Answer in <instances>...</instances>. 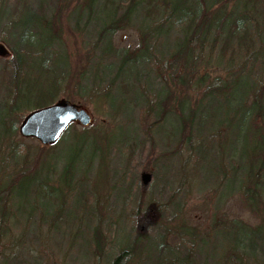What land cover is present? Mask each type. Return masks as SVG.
I'll use <instances>...</instances> for the list:
<instances>
[{"label":"trees","instance_id":"16d2710c","mask_svg":"<svg viewBox=\"0 0 264 264\" xmlns=\"http://www.w3.org/2000/svg\"><path fill=\"white\" fill-rule=\"evenodd\" d=\"M7 1L0 0V18L7 10L4 8ZM84 1L90 10L96 0ZM110 1H115L112 16L101 23L94 42L96 46L104 40L108 52L112 49L110 36L129 21L136 8L145 5L150 15L159 16L154 18V25L140 27L137 47L122 50L117 71L103 87L102 94L111 93L112 84L125 63L136 66L141 55L149 56L151 71L161 79L163 89L152 93L142 85L143 117L147 121L153 117L145 129L159 126L173 112L177 120L176 153L186 150L185 159H189L193 152L204 155L207 152L204 146L213 147L221 181L224 179L226 184L232 178L242 205L257 222L253 225L242 219L214 215L209 231H214L212 235L219 233L220 242L212 264H250L256 248L264 245V0ZM235 1H238L236 9L233 8ZM10 6L3 24L0 21V43L11 53L0 66V256L13 205L26 208V214L36 211L43 218L48 216L49 226L59 224L58 217L66 208L68 195L75 189L76 168L84 158L92 163L95 160L99 166L95 172L100 170L102 175L104 156L114 138L103 123L81 127L71 123L51 145L38 142L33 148L21 143L25 137L18 135L17 129L25 113L49 105L65 89L77 90L84 71L73 72L63 54L50 61L45 59L52 46L61 42V30L54 29L52 14L45 18L41 12L33 11L26 0H15ZM82 8L86 10L84 5L75 4L71 12L76 16ZM118 8L122 9L119 16L114 15ZM174 23L179 25V36L174 37L172 48L163 57L154 49ZM31 27L36 31L34 52L24 47L20 36L14 40L11 37ZM214 51L217 56L213 62L221 61L225 68L224 74L210 76L205 67L212 64L209 58ZM118 85L124 91L131 86L125 80ZM193 88L200 89V98L190 104L186 92ZM66 93L62 97L69 100ZM199 121H209L212 127L198 133L195 125ZM59 144H62L59 148L62 164L57 177L52 179L48 176L53 168L48 159ZM230 154L238 156V167H234L231 176L223 163ZM45 156L48 159L42 161ZM185 164L183 160L180 182L187 171ZM146 173L147 181L138 188L137 206L124 218L128 225L126 237L120 240L109 259H105L108 237L99 215L103 200L93 191L89 232L91 264H132L144 259L151 260V264H189L195 256L194 248L203 243V235L209 234L198 232L180 213L166 218L164 211L170 197L163 203H152L154 210H151L145 201L152 174L149 169ZM98 180L99 177L95 179L96 187ZM179 190L177 185L173 194ZM51 203L54 209L49 208ZM180 246L184 248L182 253L178 252Z\"/></svg>","mask_w":264,"mask_h":264},{"label":"rangeland","instance_id":"374dc122","mask_svg":"<svg viewBox=\"0 0 264 264\" xmlns=\"http://www.w3.org/2000/svg\"><path fill=\"white\" fill-rule=\"evenodd\" d=\"M13 1L15 0H8L9 3L4 7L7 10H4L0 18L2 24L11 11L10 3ZM26 1L33 11L41 12L45 18L52 14L54 29L61 30L59 32L61 42L52 46V51L47 53L45 59L50 61L63 54L73 72L84 71L80 87L77 90L73 87L65 89L58 97L67 92L70 97L68 101L79 103V106L90 112L91 126L103 123L109 131L108 134L114 135V138L104 156L102 175L100 170L98 173L95 172L99 167L95 160L92 163L84 158L81 165L76 168L75 189L68 195L70 197L66 201V208L58 217L59 224L49 226L48 216L43 218L36 214V211L33 214H26V208L20 209L13 205L9 232L2 242L3 255L0 256V264H91L93 258L90 255L89 232L92 228L93 211L90 210V203L93 191L101 195L103 200L99 215L106 236L108 240L111 239L107 240L108 249L105 253V259H109L119 247L120 240L126 237L128 225L124 218L137 206L138 188L141 183L147 181V169L152 175L149 176L150 185L146 188L145 203L154 210L152 203H163L170 197L172 205L169 204L164 211L166 218H170L173 213H180L185 222L199 230L198 232L209 233L203 235V243L194 248L195 256L189 264H212L220 242V234L212 235L214 231H209L214 215H224L232 220L242 219L253 225L257 222L250 211L242 205V198L237 194L235 183L231 182L232 178L228 179L226 184L224 179L221 181V169L216 167L217 158L213 156L215 150L212 146H204L203 149L207 151L204 155L193 152L189 159H185L186 150L176 153L177 120L173 112L168 113L159 126L151 130L145 129V124L152 121L153 117L148 121L143 117L145 108L141 94L142 85L152 93L163 89L161 79L151 71L149 56L141 55L136 66L130 62L125 63L112 84L111 93L102 94L103 87L117 71L122 50L129 48L130 51L137 47L140 27L154 25L156 21L154 18L159 14L155 17L150 15L145 5L136 8L129 21L110 36L112 49L108 52L104 47V40L96 46L94 42L101 23L112 14L115 1L96 0L90 10H87L88 4L84 0ZM237 2L233 3L234 9L237 8ZM75 4L84 5L86 10L82 8L75 16L71 12ZM121 8L116 9L114 15L119 16ZM173 26L159 43L157 41L160 47L158 45L154 49L155 53L161 52L163 57H166L172 48L174 37L179 36L178 23H174ZM28 30L15 32L11 37L13 40L19 36L30 39V42L23 39L21 41L28 51L34 52L36 31L33 27ZM10 54L7 47L0 43V66L1 61ZM216 56L217 53L214 51L209 58L212 64L205 67L210 76L224 74V63L213 62ZM121 80L131 84L129 90L124 91L119 87L118 83ZM199 92L200 89L197 88L187 90L190 104L200 98ZM211 125L209 121H199L195 125L196 132L205 133L212 127ZM78 126L81 125L77 124L76 127ZM15 136L19 139L17 134ZM21 143L35 148L38 141L25 137L21 139ZM58 146L49 154L51 158L42 157V161L48 159L51 162L53 168L48 176L52 179L57 177L56 172L62 164L63 157L59 152L62 144ZM183 160H186L187 171L180 182ZM237 160L236 154H230L223 162L230 176L234 167H238ZM8 165L9 168L10 160ZM98 177L96 183L99 185L96 187L94 183ZM177 185L180 186V190L173 194ZM48 206L51 209L55 208L52 203ZM183 249L180 246L178 252L182 253ZM132 264H151V260L134 261ZM250 264H264V245L262 248H256Z\"/></svg>","mask_w":264,"mask_h":264},{"label":"water","instance_id":"95a60500","mask_svg":"<svg viewBox=\"0 0 264 264\" xmlns=\"http://www.w3.org/2000/svg\"><path fill=\"white\" fill-rule=\"evenodd\" d=\"M71 123L81 126L91 124L90 112L79 103L59 97L49 105L26 112L18 123L17 134L33 138L39 144L51 145L61 138L62 132Z\"/></svg>","mask_w":264,"mask_h":264}]
</instances>
